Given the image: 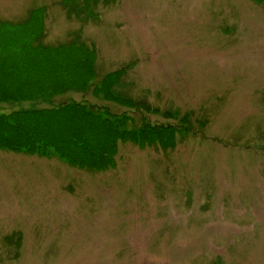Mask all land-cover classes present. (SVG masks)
I'll use <instances>...</instances> for the list:
<instances>
[{"label":"rangeland","instance_id":"1","mask_svg":"<svg viewBox=\"0 0 264 264\" xmlns=\"http://www.w3.org/2000/svg\"><path fill=\"white\" fill-rule=\"evenodd\" d=\"M0 264H264V0H0Z\"/></svg>","mask_w":264,"mask_h":264},{"label":"trees","instance_id":"2","mask_svg":"<svg viewBox=\"0 0 264 264\" xmlns=\"http://www.w3.org/2000/svg\"><path fill=\"white\" fill-rule=\"evenodd\" d=\"M44 37H41L40 38V40H42ZM72 89H65V90H63V89H58V90H54L52 93H50L51 95V98L52 99H55L56 97H58V96H65L66 94H68L69 93V91H71Z\"/></svg>","mask_w":264,"mask_h":264}]
</instances>
